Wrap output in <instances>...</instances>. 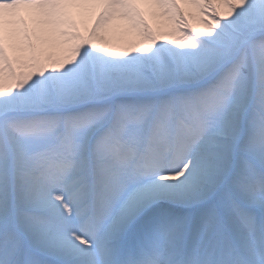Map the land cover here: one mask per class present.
Wrapping results in <instances>:
<instances>
[{
	"label": "snow or ice",
	"instance_id": "obj_1",
	"mask_svg": "<svg viewBox=\"0 0 264 264\" xmlns=\"http://www.w3.org/2000/svg\"><path fill=\"white\" fill-rule=\"evenodd\" d=\"M0 264H264V0H0Z\"/></svg>",
	"mask_w": 264,
	"mask_h": 264
},
{
	"label": "bare ground",
	"instance_id": "obj_2",
	"mask_svg": "<svg viewBox=\"0 0 264 264\" xmlns=\"http://www.w3.org/2000/svg\"><path fill=\"white\" fill-rule=\"evenodd\" d=\"M141 11L144 12V18L153 32L157 33L158 36H164L165 39L171 38L166 35L171 26L165 18L153 16L145 6H141ZM77 22L79 23V18ZM88 25L91 26V20L88 21ZM81 34L87 37V31L83 27ZM99 35L103 37V42L107 47L116 51L128 50L133 44L140 43L137 31L128 21L121 19L111 21L100 30Z\"/></svg>",
	"mask_w": 264,
	"mask_h": 264
}]
</instances>
